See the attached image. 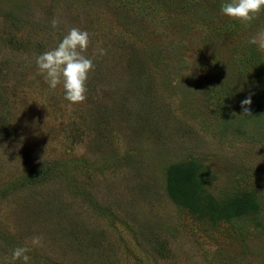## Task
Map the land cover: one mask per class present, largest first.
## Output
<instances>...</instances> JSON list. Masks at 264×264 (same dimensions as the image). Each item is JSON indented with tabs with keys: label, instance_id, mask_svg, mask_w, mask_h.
I'll return each mask as SVG.
<instances>
[{
	"label": "rangeland",
	"instance_id": "rangeland-1",
	"mask_svg": "<svg viewBox=\"0 0 264 264\" xmlns=\"http://www.w3.org/2000/svg\"><path fill=\"white\" fill-rule=\"evenodd\" d=\"M227 2L0 0V264L18 246L29 264H264V12L245 25ZM73 27L95 65L76 104L36 64ZM191 160L207 195L257 212L179 207L168 169Z\"/></svg>",
	"mask_w": 264,
	"mask_h": 264
},
{
	"label": "clouds",
	"instance_id": "clouds-1",
	"mask_svg": "<svg viewBox=\"0 0 264 264\" xmlns=\"http://www.w3.org/2000/svg\"><path fill=\"white\" fill-rule=\"evenodd\" d=\"M222 14L229 18L240 21L248 25L264 12V0H230L221 6ZM58 19H53L52 27L56 28ZM250 44L256 45L264 52V29L258 31L249 40ZM90 44V36L87 31L73 27L63 37L55 48L44 52L36 58L39 72L44 76L46 83L52 90L58 85H62L65 92V99L72 104L82 103L87 96V81L89 73L94 70L93 60L84 53ZM99 55H106L103 48H99ZM251 95L241 101L242 116L251 115ZM32 247L42 246V237L36 236L31 240ZM31 248L28 246H18L11 254L9 264L21 261L29 264L31 257L28 253Z\"/></svg>",
	"mask_w": 264,
	"mask_h": 264
},
{
	"label": "trees",
	"instance_id": "trees-1",
	"mask_svg": "<svg viewBox=\"0 0 264 264\" xmlns=\"http://www.w3.org/2000/svg\"><path fill=\"white\" fill-rule=\"evenodd\" d=\"M258 107L264 109L262 105ZM202 168L196 160H191L168 169V194L179 207L189 210L198 220L209 217L215 224L219 221L232 223L235 219L251 215L253 211L257 212V205L250 197L252 195L247 193L243 197L225 200L207 195L200 181Z\"/></svg>",
	"mask_w": 264,
	"mask_h": 264
}]
</instances>
